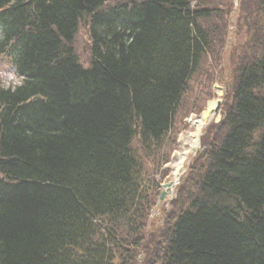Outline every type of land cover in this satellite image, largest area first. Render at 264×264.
I'll return each instance as SVG.
<instances>
[{"label": "trees", "instance_id": "16d2710c", "mask_svg": "<svg viewBox=\"0 0 264 264\" xmlns=\"http://www.w3.org/2000/svg\"><path fill=\"white\" fill-rule=\"evenodd\" d=\"M107 1L0 0V55L20 77L0 83V264H113V227L137 201L133 138L165 139L212 45L210 10L193 0ZM85 16L87 68L73 46ZM260 52L238 71L226 133L162 264H264V42Z\"/></svg>", "mask_w": 264, "mask_h": 264}, {"label": "rangeland", "instance_id": "374dc122", "mask_svg": "<svg viewBox=\"0 0 264 264\" xmlns=\"http://www.w3.org/2000/svg\"><path fill=\"white\" fill-rule=\"evenodd\" d=\"M140 1L108 0L103 10ZM259 1L193 0L194 7L210 10L209 19L202 20L201 24L210 31L212 45L189 80L165 139L159 145L144 149L138 132L140 128L133 138L131 148L138 163L134 176V185L138 187L137 201L124 221L127 227L123 221L120 226L113 227L115 240L108 242L113 264H162L164 249L176 220L191 210L194 199L201 196V179L207 171L210 154L217 149L227 130L223 121L229 113L238 71L243 64L261 57L264 16ZM73 46L79 61L87 67L92 58L89 17L81 20ZM0 83L5 87L20 83V77L7 55H0ZM214 101L215 118L201 131L198 147L189 155L175 182L174 160L182 149L183 139L191 132V122L200 121L202 117L194 118L201 116ZM170 182L174 184L171 188L163 186ZM223 201L237 209L236 201ZM238 210L241 216H246L245 208ZM109 224L107 218L102 219L98 227L99 238L108 236V227L112 228Z\"/></svg>", "mask_w": 264, "mask_h": 264}, {"label": "bare ground", "instance_id": "6f19581e", "mask_svg": "<svg viewBox=\"0 0 264 264\" xmlns=\"http://www.w3.org/2000/svg\"><path fill=\"white\" fill-rule=\"evenodd\" d=\"M81 23V22H80ZM79 23V24H80ZM92 60V58H91ZM90 61V64L91 65ZM13 63V62H12ZM80 65L85 67L84 65H82V63L79 61ZM14 66V63H13ZM15 69V66H14ZM222 92H220L219 94H221ZM215 101L212 103L209 107L208 110H205L201 113V116H197L194 119H198L201 118L202 119L199 120H193L191 122L192 124V128H191V132L188 134V136L186 138H184L183 143H181L182 145V149L177 152V158H175L174 160V181L176 182L179 176V173L182 171L181 169L183 168V166L185 165V162L188 160L189 155L193 152V149L195 147H198L199 143H200V138H201V131L204 129L205 125L208 126L209 125V121L213 118H215V114L213 112L214 109V105H215Z\"/></svg>", "mask_w": 264, "mask_h": 264}, {"label": "water", "instance_id": "95a60500", "mask_svg": "<svg viewBox=\"0 0 264 264\" xmlns=\"http://www.w3.org/2000/svg\"><path fill=\"white\" fill-rule=\"evenodd\" d=\"M174 184L172 183V182H170V183H168V184H164L163 186L165 187V188H171L172 186H173ZM164 195H165V192L162 194V199L164 198Z\"/></svg>", "mask_w": 264, "mask_h": 264}]
</instances>
